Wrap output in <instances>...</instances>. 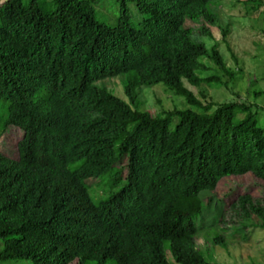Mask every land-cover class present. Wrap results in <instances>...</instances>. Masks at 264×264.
<instances>
[{"label": "trees", "instance_id": "16d2710c", "mask_svg": "<svg viewBox=\"0 0 264 264\" xmlns=\"http://www.w3.org/2000/svg\"><path fill=\"white\" fill-rule=\"evenodd\" d=\"M219 1L116 0L113 24L99 0L0 2V138L13 136L0 149V263L209 264L196 243L200 193L228 176L264 181L253 105L203 103L185 84H222L198 74L204 58L234 76L185 24L203 19L211 36ZM119 75L127 100L95 84ZM158 83L190 107L140 109L138 89ZM218 221L264 228V198L239 194Z\"/></svg>", "mask_w": 264, "mask_h": 264}, {"label": "rangeland", "instance_id": "374dc122", "mask_svg": "<svg viewBox=\"0 0 264 264\" xmlns=\"http://www.w3.org/2000/svg\"><path fill=\"white\" fill-rule=\"evenodd\" d=\"M4 0H0L2 2ZM132 18L139 19V13L134 3H129ZM250 4L243 0H220L212 8L218 14L216 25L207 24L211 36L199 33V28L205 23L203 19L191 20L186 18L185 24L193 29V38L202 41L210 49L216 46L223 56L226 66L234 73L233 78L221 71L212 60L204 58L209 67L198 71L202 77L216 75L220 78V86L200 84L186 86L203 103L209 101L226 102L240 99L250 103L257 110L258 122L264 126V0L258 10H251ZM97 16L113 24L117 14L116 0H99L95 5ZM96 85L106 86L119 97L127 100L119 76H108L95 82ZM254 92H259L258 94ZM141 101L140 109L153 114L173 108L185 109L190 105L181 96L166 90L163 84L138 89ZM2 111L0 110V115ZM13 136L4 134L0 138V149L7 151L8 142ZM96 179H88L89 185H94ZM95 188L90 187L94 193ZM100 192V191H98ZM248 193L253 197L264 198V181L245 173L238 176L222 178L213 191L200 193L204 202L201 215L197 218V247L204 253L209 264H264V228L250 225L247 228L238 223L226 226L219 222V214L229 208L237 195ZM229 219V214L225 215ZM217 234L224 237L226 247L215 244L213 237ZM167 256L172 261L167 250ZM0 264H33L29 260H11ZM92 264V263H89ZM177 264V263H176Z\"/></svg>", "mask_w": 264, "mask_h": 264}]
</instances>
